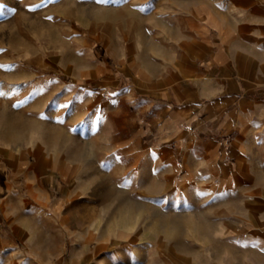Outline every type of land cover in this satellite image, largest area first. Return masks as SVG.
Listing matches in <instances>:
<instances>
[{"label":"rangeland","instance_id":"374dc122","mask_svg":"<svg viewBox=\"0 0 264 264\" xmlns=\"http://www.w3.org/2000/svg\"><path fill=\"white\" fill-rule=\"evenodd\" d=\"M83 1L0 0V264H247L193 192L135 190L134 151L158 142L133 77L168 70L103 46L122 24Z\"/></svg>","mask_w":264,"mask_h":264},{"label":"crops","instance_id":"0c3cea01","mask_svg":"<svg viewBox=\"0 0 264 264\" xmlns=\"http://www.w3.org/2000/svg\"><path fill=\"white\" fill-rule=\"evenodd\" d=\"M83 4L122 24L103 46L122 48L125 61L168 70L147 85L133 77L135 89L152 96L143 106L157 111L145 126L158 142L134 151L128 174L139 181L144 176L135 190L150 200L155 188L164 196L172 189L193 192L187 206L199 216L202 201L213 208V230L230 253L264 264V0ZM133 89L114 90L113 98L135 102ZM142 157L143 167L136 162ZM201 191L212 194L204 200Z\"/></svg>","mask_w":264,"mask_h":264}]
</instances>
